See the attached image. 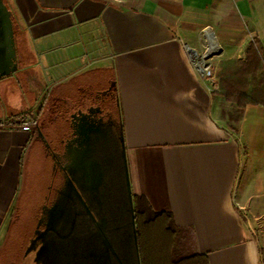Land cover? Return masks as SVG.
Wrapping results in <instances>:
<instances>
[{
	"label": "crops",
	"instance_id": "1",
	"mask_svg": "<svg viewBox=\"0 0 264 264\" xmlns=\"http://www.w3.org/2000/svg\"><path fill=\"white\" fill-rule=\"evenodd\" d=\"M14 3L23 32L19 70L0 80L9 103L0 104V240L31 151L45 147L57 168L98 107L113 133L121 127L133 194L171 212L180 230H196L188 254H205L209 264H264V103H247L233 129L222 118L229 103L219 78L225 62L245 59L250 42L264 55V0ZM189 50L213 62L215 90ZM109 70L113 83L103 92ZM9 83L20 101L7 98ZM24 114L38 115V128L1 124Z\"/></svg>",
	"mask_w": 264,
	"mask_h": 264
},
{
	"label": "water",
	"instance_id": "2",
	"mask_svg": "<svg viewBox=\"0 0 264 264\" xmlns=\"http://www.w3.org/2000/svg\"><path fill=\"white\" fill-rule=\"evenodd\" d=\"M11 14L0 0V33L10 64L0 80L20 67ZM93 129L79 127L66 145L63 155L79 175L69 177L48 206L47 228L54 235L44 245L45 264H141L123 132L120 147L111 143L109 133ZM78 198L85 209L77 207Z\"/></svg>",
	"mask_w": 264,
	"mask_h": 264
},
{
	"label": "trees",
	"instance_id": "3",
	"mask_svg": "<svg viewBox=\"0 0 264 264\" xmlns=\"http://www.w3.org/2000/svg\"><path fill=\"white\" fill-rule=\"evenodd\" d=\"M219 78L223 101L229 103L222 118L235 129L247 103H264V55L257 41L247 46L245 59L225 62ZM133 201L141 264H209L205 254L185 251L171 212L154 210L139 195L133 194Z\"/></svg>",
	"mask_w": 264,
	"mask_h": 264
},
{
	"label": "rangeland",
	"instance_id": "4",
	"mask_svg": "<svg viewBox=\"0 0 264 264\" xmlns=\"http://www.w3.org/2000/svg\"><path fill=\"white\" fill-rule=\"evenodd\" d=\"M3 37L0 33V75L10 69L9 62L5 59V48L2 43ZM9 76L6 75L7 79ZM113 77L112 70H109L107 80L109 83H104L98 87L105 91V86L113 83L111 80ZM9 83L7 98H11L18 102L22 99V95L19 90L12 88ZM7 104L6 97L0 95V104ZM14 112H18V109H14ZM8 116V115H7ZM119 121V120H118ZM44 122L43 116L41 117V123ZM45 124V123H44ZM46 126V125H45ZM54 139H59L60 134L57 135L55 128L49 127ZM117 133H121V127L116 125ZM52 136V135H51ZM43 143L47 146L51 143L54 145L53 140L45 138ZM43 149H33L28 156L24 168V188L21 191V195L17 199L19 204L15 207L13 214V221L9 225L8 234L6 236L7 229H3L2 239L0 240V264H39L35 260V252L31 251L26 254L31 239L34 236L36 227L39 224V217L44 208L51 204L53 198H55L59 192L60 186L63 182V176L61 172L54 167L53 159L47 151ZM38 151V152H37ZM134 193V192H133ZM7 225V224H6ZM184 248L186 252L191 249V243H196V230L187 229L182 230Z\"/></svg>",
	"mask_w": 264,
	"mask_h": 264
},
{
	"label": "flooded vegetation",
	"instance_id": "5",
	"mask_svg": "<svg viewBox=\"0 0 264 264\" xmlns=\"http://www.w3.org/2000/svg\"><path fill=\"white\" fill-rule=\"evenodd\" d=\"M3 2L6 6H8V8L10 9L12 13L11 17H12L13 26L15 28V42H16V47L18 48V34L23 32V28L20 25L19 16L16 11V6L14 3V0H3ZM89 118L92 123L90 125H86V127H92L94 128L93 130H96L97 128H99L101 133H106L107 132L106 129L108 128L110 129V126L113 123L109 114L101 113V110L98 107L91 109V115ZM85 124L83 123L82 126L84 127ZM80 127H81V124H80ZM92 134H95V132H92ZM121 136H122V130H121V133L115 134L110 129L109 139L111 140V143H113V145L121 147ZM74 137L75 135L72 136L71 140H73ZM63 154L64 153L59 155L57 159V169L61 172L63 176V182L60 186V189H64L67 187V181L69 177L73 178L79 175L77 172L71 171L70 166L68 165V160L65 158ZM57 196L53 198L51 204L47 205L44 208V210L41 212L40 217H39L40 219L39 224L36 227L34 236L32 237L31 243L26 252V254H28L29 252L34 251L35 260L39 264H45L48 259V253L46 252L44 245L47 244L50 238L54 235V231L52 229L47 228L48 226L47 209H48V206H51L55 202V200L57 199ZM82 197L85 199L84 194ZM77 207L80 209H85V205L82 203V201L79 198L77 199ZM87 217L90 219V215H87Z\"/></svg>",
	"mask_w": 264,
	"mask_h": 264
},
{
	"label": "built area",
	"instance_id": "6",
	"mask_svg": "<svg viewBox=\"0 0 264 264\" xmlns=\"http://www.w3.org/2000/svg\"><path fill=\"white\" fill-rule=\"evenodd\" d=\"M190 60L198 74L207 81L211 90L216 89V76L213 62L205 54H200L196 50H189ZM1 124L6 127L20 128L24 131H34L39 126L38 115H18L13 118L4 119Z\"/></svg>",
	"mask_w": 264,
	"mask_h": 264
}]
</instances>
